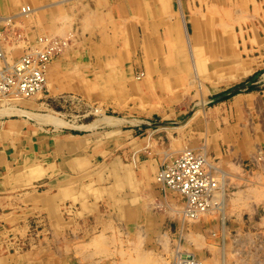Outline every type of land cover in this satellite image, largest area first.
Returning <instances> with one entry per match:
<instances>
[{"label":"rangeland","instance_id":"obj_1","mask_svg":"<svg viewBox=\"0 0 264 264\" xmlns=\"http://www.w3.org/2000/svg\"><path fill=\"white\" fill-rule=\"evenodd\" d=\"M52 1L0 0V29L8 19H13L12 31L22 35L6 42L9 58L20 56L38 35H70L68 44L50 62L44 88L31 97L1 99L0 109L7 111L0 115L1 119L25 113L15 108L28 110L39 124L101 134L103 141L106 142L105 137L110 142L112 156L124 153V142L128 153L143 144L139 156L147 155L158 163L170 160L184 148L203 144L212 129L220 128L218 112L210 113L219 100L237 90L255 89L244 82L230 86L240 79L235 67L247 57L248 38L242 36V30L245 33L249 24L246 17L239 19L242 10L248 11V0H189V5L185 0H73L74 4L61 2L53 8L54 15L57 10L66 11L65 20L55 19L68 32L43 34L39 30L47 23L43 16L50 14L51 8L38 10L35 5ZM22 5H28L29 10L21 13ZM261 72L264 71L256 75ZM134 85L139 89H134ZM33 114H55L66 124L44 122ZM101 115L119 122L106 124L99 119ZM112 156H105L101 164L108 168ZM207 159L218 165L215 160ZM223 186L227 189L225 198L234 206L224 220L215 213L218 211L184 220L182 200L176 195L167 212L172 219L171 235L161 232L159 237L148 238L145 233L143 244H135L133 238L140 235L131 230L124 235L128 239L124 244L120 243L122 236L115 233L112 236L117 238L112 239L94 235L91 240L96 244L89 239L82 240V245H64L65 256L58 264H171L177 247L193 253L204 264H264V228H254L257 221L264 226L262 207L255 208L253 216L245 214L246 228L233 229L237 226L234 217L243 220L237 209L245 207L241 204L245 199L235 192L238 183L231 187L227 175ZM173 208H177L179 212L173 211L178 214L172 212ZM183 221H186L183 229L175 226V222ZM19 245L20 248L14 246L10 250L23 248V244ZM217 247L222 249V255L209 258ZM32 249L39 258V246ZM48 264L56 262L49 260Z\"/></svg>","mask_w":264,"mask_h":264},{"label":"crops","instance_id":"obj_2","mask_svg":"<svg viewBox=\"0 0 264 264\" xmlns=\"http://www.w3.org/2000/svg\"><path fill=\"white\" fill-rule=\"evenodd\" d=\"M56 1L35 5L38 10L51 8L50 14L43 16L46 25L39 29L43 34L68 32L55 19L65 20L66 11L57 10L54 15L53 8L61 2L74 4L73 0ZM248 3L247 13L244 9L239 17H246L249 24L245 33L242 30V36L248 38L247 59L241 56L235 67L240 79L230 86L244 82L255 89L237 90L219 100L210 113L218 112L220 128L212 129L203 144L189 147L204 150L207 157L224 167L231 187L238 183L235 192L245 199L241 203L245 207L237 209L243 220L234 217L235 230L246 228L245 214L255 215L259 206L264 217V72L256 75L264 71V0ZM185 4L189 5V0ZM96 133L39 124L25 113L0 118V264H48L49 260L58 264L65 256L64 245H82V240L94 235L112 239L115 233L122 236L121 244L128 240L124 235L130 230L140 235L133 238L135 244H143L145 233L148 238L159 237L161 232L171 235L172 219L167 212L171 199L177 197L162 190L154 179L163 161L140 157L143 144L128 153L127 145L124 147L127 142L122 141L124 153L112 156L110 142ZM108 154L113 159L107 168L101 161ZM99 156L102 158L97 159ZM185 222L173 224L183 229ZM261 226L258 221L254 224L256 229L264 228ZM19 244L23 248L10 250ZM36 245L40 248L39 258L32 249ZM221 255L222 249L217 247L209 258Z\"/></svg>","mask_w":264,"mask_h":264},{"label":"built area","instance_id":"obj_3","mask_svg":"<svg viewBox=\"0 0 264 264\" xmlns=\"http://www.w3.org/2000/svg\"><path fill=\"white\" fill-rule=\"evenodd\" d=\"M29 10L22 5L21 13ZM0 29V100L27 98L44 88L48 65L52 58L68 44V36L38 35L23 53L14 58L7 56L6 42L21 37L12 31L13 19H8ZM9 30H4L8 29ZM20 39V38H19ZM202 149L184 148L173 158L163 162L155 174L162 190L175 193L182 200L185 217L194 219L203 213L215 212L222 207L225 174L215 162L209 161ZM218 193V194H217ZM171 264H203L189 251L176 248Z\"/></svg>","mask_w":264,"mask_h":264},{"label":"bare ground","instance_id":"obj_4","mask_svg":"<svg viewBox=\"0 0 264 264\" xmlns=\"http://www.w3.org/2000/svg\"><path fill=\"white\" fill-rule=\"evenodd\" d=\"M58 1V0H57ZM56 1V2H57ZM132 1H134V0H132ZM60 2V1H59ZM90 2V1H89ZM7 2L5 1V4H6ZM138 3V2H137ZM50 4V3H49ZM102 4V3H101ZM1 5H2V3H1ZM88 5V4H87ZM5 6V5H4ZM45 6V5H44ZM93 8V7H92ZM2 9V8H1ZM7 10V9H6ZM117 10V9H116ZM129 11V10H128ZM88 12V11H87ZM3 13V12H2ZM114 14V13H113ZM140 14V13H139ZM4 16V15H3ZM134 16H137V15H134ZM167 16V15H166ZM168 17V16H167ZM126 18V17H125ZM129 18H130V16H129ZM131 18H134V17H131ZM121 20H123L122 18H120ZM127 20H128V18H127ZM124 21V20H123ZM80 24V23H79ZM135 24V23H134ZM119 25V24H118ZM183 24L181 23V26H182ZM120 26V25H119ZM136 26H137V24H136ZM82 27V26H81ZM184 27V26H183ZM98 28V27H97ZM137 28V27H136ZM123 29H124V27H123ZM122 29V30H123ZM166 30V29H165ZM158 31V30H157ZM184 31H185V34H186V30H185V27H184ZM123 32H125V29L123 30ZM140 32V31H139ZM121 33V32H120ZM122 35V34H121ZM156 35V34H155ZM186 36V35H185ZM159 37V36H158ZM124 40H126L127 41V39H125L124 38ZM137 42V41H136ZM139 42V41H138ZM264 43V42H263ZM128 44V43H127ZM139 45V44H138ZM126 46V45H125ZM190 51H193V49L190 47ZM10 57V56H9ZM107 57V56H106ZM110 58V57H109ZM191 60H192V58H191ZM195 69V68H194ZM193 73H195L194 71H193ZM196 76V75H195ZM194 76V77H195ZM127 81V80H126ZM145 81V80H144ZM133 84V83H132ZM86 86V85H85ZM80 88H81V86H80ZM134 89H139V87H135V85H134ZM88 90H90V89H88ZM92 91V90H91ZM134 91V90H133ZM94 96V95H93ZM96 96V95H95ZM131 96V95H130ZM132 96H137V95H132ZM97 98V97H96ZM17 109V110H16ZM6 110V108H1L0 109V115L1 114H3L4 112L5 113H7V111H5ZM11 110V109H10ZM15 110L16 111H20V112H25V113H27L28 115L30 114L29 112L30 111H28V110H23V109H18V108H15ZM14 111V110H13ZM13 113V112H12ZM32 113V112H31ZM41 114H44V113H41ZM33 115H36L37 116V119H40V120H42V121H44L45 122V120H46V122H50V123H53V124H55V125H65L66 123H64L63 122V120L61 119V118H59L57 115H48L47 116V114H46V116H42V115H37V114H33ZM36 119V118H35ZM99 119H101L103 122H105L106 124H115V123H117V122H119L118 120H115V119H112L111 118V116H107V115H101L100 116V118ZM117 121V122H116ZM95 123H93V125H94ZM68 125V124H67ZM79 127H80V124L78 125ZM78 126H76V127H78ZM91 126V125H90ZM39 127V126H38ZM14 130V129H13ZM179 141V140H178ZM52 146V145H51ZM203 146V145H202ZM63 148V147H62ZM207 152V151H206ZM210 161V160H209ZM123 162V161H122ZM124 164V163H123ZM127 165H125V167H126ZM240 166V165H239ZM124 167V168H125ZM125 170V169H124ZM233 170V169H232ZM224 171V170H223ZM222 171V173H224L225 174V172H223ZM227 175V174H226ZM225 175V176H226ZM235 177H236V175H235ZM237 179V178H236ZM256 180V179H255ZM264 180V179H263ZM132 181V180H131ZM126 183V182H125ZM261 183V182H260ZM125 185V184H124ZM72 186V185H71ZM67 187V186H66ZM76 187V186H75ZM70 188V187H69ZM123 189V188H122ZM128 189V188H127ZM227 190V189H226ZM225 191V190H224ZM264 191V190H263ZM71 192V191H70ZM218 194V193H217ZM241 195V194H240ZM71 196V195H70ZM126 204V203H125ZM236 205V204H235ZM131 206V205H130ZM165 206V205H164ZM230 207V204H229V199H227V198H225L224 197V199H223V204H222V207H220L219 208V210H218V212H215L216 214H218L220 217L222 216V219L224 220L225 219V215H226V213H227V211L230 209L229 208ZM123 208V207H122ZM125 209V208H124ZM175 209H177V208H175ZM174 208L172 209V212H174L173 210H175ZM130 210V209H129ZM180 210H181V208H180ZM175 211H177V212H179L178 210H175ZM134 212V211H133ZM177 212H174V214L176 213V214H178ZM128 213H130V212H127V214ZM207 213H209V212H207ZM181 217L183 218V219H189V218H187V217H185V214L182 212V210H181ZM203 215V214H202ZM205 215H206V213H205ZM215 215V214H214ZM176 216V215H175ZM178 216V215H177ZM130 217V216H129ZM221 220V219H220ZM203 221V220H202ZM205 221V220H204ZM206 222V221H205ZM105 223V222H104ZM111 224V223H110ZM111 228V227H110ZM112 229V228H111ZM118 230V229H117ZM134 230V229H133ZM125 232V231H124ZM128 235V234H127ZM97 236V235H96ZM90 237V236H89ZM98 237H101V239H102V235H100V236H98ZM98 237H95V238H98ZM104 237H106V236H103V238ZM108 237V236H107ZM92 238V237H91ZM94 238V239H95ZM117 238V237H116ZM89 239V238H88ZM108 239V238H107ZM111 239V238H110ZM91 240V239H90ZM92 241V240H91ZM94 241V240H93ZM93 241H92V244H94L95 243V241H94V243H93ZM103 241V240H102ZM106 241V240H105ZM108 241V240H107ZM98 242V241H97ZM99 243V242H98ZM96 244V243H95ZM105 244H108V243H105ZM87 246V245H86ZM76 247V246H75ZM101 248H103L102 250H104V251H107L106 249H104V247H101ZM101 248H99V250L101 249ZM57 252V251H56ZM97 252V251H96ZM99 252H102L101 250L99 251ZM117 252H119V250L117 251ZM52 253H54V252H52ZM92 253V252H91ZM55 254V253H54ZM91 255V254H90ZM87 256V255H86ZM89 256V255H88ZM106 256V255H105ZM139 257H142V256H139ZM140 259V258H139ZM140 260H142V258L140 259ZM202 262V261H201ZM158 263H159V261H158ZM163 263V262H162ZM165 263V262H164ZM117 264V263H116ZM143 264V263H142ZM204 264V263H203Z\"/></svg>","mask_w":264,"mask_h":264}]
</instances>
